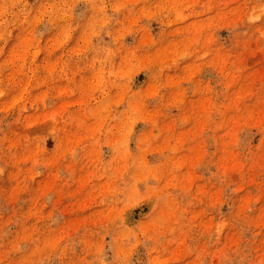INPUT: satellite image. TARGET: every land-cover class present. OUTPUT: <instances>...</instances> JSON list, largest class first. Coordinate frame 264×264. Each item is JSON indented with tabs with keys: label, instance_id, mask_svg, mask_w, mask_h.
<instances>
[{
	"label": "rangeland",
	"instance_id": "1",
	"mask_svg": "<svg viewBox=\"0 0 264 264\" xmlns=\"http://www.w3.org/2000/svg\"><path fill=\"white\" fill-rule=\"evenodd\" d=\"M0 264H264V0H0Z\"/></svg>",
	"mask_w": 264,
	"mask_h": 264
}]
</instances>
